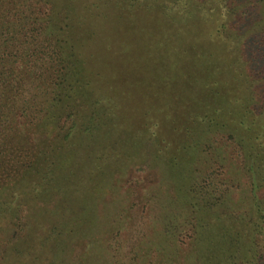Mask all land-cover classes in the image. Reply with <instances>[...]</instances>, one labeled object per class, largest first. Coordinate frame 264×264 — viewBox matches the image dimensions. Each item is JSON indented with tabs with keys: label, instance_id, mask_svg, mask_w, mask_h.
Segmentation results:
<instances>
[{
	"label": "trees",
	"instance_id": "1",
	"mask_svg": "<svg viewBox=\"0 0 264 264\" xmlns=\"http://www.w3.org/2000/svg\"><path fill=\"white\" fill-rule=\"evenodd\" d=\"M136 1L143 0L84 6L80 0H0V218L18 224L22 201L57 195L52 214L33 230L48 231L54 245L60 241L56 248L63 235L92 233L97 217L89 216L88 179L76 176L78 170L85 161L109 158L105 144L119 156L141 147L149 159L167 162L189 193L181 196L196 199L182 221L197 235L190 255L205 264H258L264 256V18L242 31L229 26L236 11L229 5L226 16L221 0L211 12L201 11L199 0H159L174 12H140L151 1ZM143 27L150 33L139 53L129 45ZM138 93L147 111L133 119L126 112L140 107ZM153 128L158 140L147 141ZM206 162L211 176L227 168V190L211 182L200 167ZM242 171L250 179L251 211L246 214V205L238 216L247 218L229 239L215 241L196 218L210 214ZM224 207L221 216L228 217L234 209ZM89 256L79 263L89 264Z\"/></svg>",
	"mask_w": 264,
	"mask_h": 264
},
{
	"label": "rangeland",
	"instance_id": "2",
	"mask_svg": "<svg viewBox=\"0 0 264 264\" xmlns=\"http://www.w3.org/2000/svg\"><path fill=\"white\" fill-rule=\"evenodd\" d=\"M80 1L84 6L85 4L89 5L93 0ZM148 1L151 2L146 6L138 7L137 10L140 12H147V10L174 12L170 5L168 6L171 9L162 7L159 0ZM199 1L205 4L204 10L200 9L201 11L211 12V9H214L213 7L220 0ZM221 1L228 5L224 7L223 12L226 16L230 15L229 5L236 11L227 20L229 26L231 23L233 24L230 26H234L233 29H236V24L242 31L252 29L264 18V0ZM136 2H146V0ZM136 13L138 14V12ZM143 22L149 28L152 27L148 20L142 21L141 24ZM144 29L145 27L134 34L129 45V48L132 47L133 50L137 48L139 53L144 50L150 33ZM126 58L125 64L128 66V62L133 58L130 54ZM137 60H141V58H137ZM118 63L120 64V61L116 62V64ZM135 68L131 67L132 70ZM134 75L141 76L142 74L134 73ZM145 82L149 81L142 82L141 85L144 87ZM134 101L138 103L135 105H140V107L133 106V109L126 112L133 119L135 116L139 118L143 111H147L146 106L142 105L144 102H142L139 93ZM179 106L184 107L183 105ZM136 107L140 109L136 110ZM100 133L106 137L109 135L104 131ZM156 134L157 129L153 128L147 136V141L149 139L158 140ZM164 137V143L172 141L168 138L167 133ZM97 143L96 151L99 150L101 141L98 140ZM216 145L220 147L217 143ZM229 146L234 155V158L231 159L238 164L239 156L233 151L231 144ZM103 148L105 152H109L108 160L103 157L97 159L94 156L95 159L90 163L85 161V166L83 164L76 174L78 176L82 172L88 179V183L86 182L87 194H89L88 198L92 200L88 213L92 220L97 217L92 233L82 231L69 238H65L63 235L62 245L56 248L60 241L57 240L54 245L53 238H48V231L41 234L39 228L33 230V227L52 214L58 200L57 195H54L51 201H49V197H36L22 201L21 209L18 212L19 220L16 221L18 224L8 225L9 219L0 218V264H80L79 261L82 263L83 255H90L89 264H195V262L205 264L198 263L197 259L190 255L195 247L197 237L193 226L182 224L189 206L196 202V199L192 194L191 198L188 196V200L185 196H181L182 192L186 190L177 179L171 177L167 162L162 158L151 157L149 159L144 155L147 153L146 150L142 153L141 147H138L133 155L128 154L127 156L110 153L107 144ZM219 165L218 163L214 164V169ZM96 166H99V170L96 169ZM209 166V163L206 162L200 167H203L210 175L212 169ZM87 168L92 170L91 174H87ZM217 171V175H210L211 182L218 183L222 190H227V185L231 184L226 183L227 168H219ZM56 179L60 178L56 177ZM233 183L228 195L218 202L209 215H201V218H196L205 223V235L214 236L212 239L215 241L219 239L227 241L229 235L234 232L233 228L239 224L237 221L240 218H247L243 215L238 216V214L245 211L246 205V214L252 208V200L248 196L250 195V179L245 172L237 173ZM99 194L101 197H98ZM186 194L189 195L187 191ZM93 198H101L102 203L96 202ZM227 205L233 207L234 210H230L228 217H226L227 215L222 217L221 215H224L222 211L227 210L224 206ZM237 205H242V207L238 209ZM235 206L236 208H234ZM46 208L47 211H45ZM196 217H199V214ZM52 219L54 218L52 217ZM180 225L181 227H179ZM226 227H229V232L225 230ZM89 246L91 248L88 250ZM160 251L163 255L160 254ZM258 264H264V256L258 261Z\"/></svg>",
	"mask_w": 264,
	"mask_h": 264
}]
</instances>
